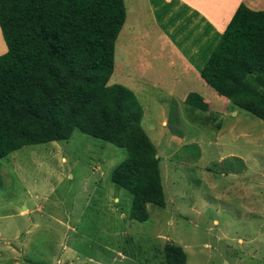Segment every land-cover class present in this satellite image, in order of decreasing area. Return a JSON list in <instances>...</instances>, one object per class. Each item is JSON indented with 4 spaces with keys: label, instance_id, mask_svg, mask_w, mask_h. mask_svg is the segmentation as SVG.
Here are the masks:
<instances>
[{
    "label": "rangeland",
    "instance_id": "obj_1",
    "mask_svg": "<svg viewBox=\"0 0 264 264\" xmlns=\"http://www.w3.org/2000/svg\"><path fill=\"white\" fill-rule=\"evenodd\" d=\"M153 1L124 0L108 84L129 87L142 106L164 207L129 217L131 194L111 181L124 148L78 130L22 146L0 158V264H163L168 242L186 264H264V121L171 60L188 16ZM189 92L208 108L189 113Z\"/></svg>",
    "mask_w": 264,
    "mask_h": 264
},
{
    "label": "trees",
    "instance_id": "obj_2",
    "mask_svg": "<svg viewBox=\"0 0 264 264\" xmlns=\"http://www.w3.org/2000/svg\"><path fill=\"white\" fill-rule=\"evenodd\" d=\"M125 19L124 0H0L7 47L0 55V158L66 140L74 130L124 148L111 181L131 194L129 217L143 222L147 204L164 207L165 197L160 155L136 94L108 84ZM199 74L231 106L264 121V10L240 2ZM183 102L189 113L208 108L196 92ZM163 264H186L183 248L166 243Z\"/></svg>",
    "mask_w": 264,
    "mask_h": 264
},
{
    "label": "crops",
    "instance_id": "obj_3",
    "mask_svg": "<svg viewBox=\"0 0 264 264\" xmlns=\"http://www.w3.org/2000/svg\"><path fill=\"white\" fill-rule=\"evenodd\" d=\"M147 1L150 8L156 7L153 0ZM135 2L140 4L139 0H134ZM240 2H244L251 9L264 10V0H161V4H174L188 16L184 20L185 31L178 33V45L173 41L169 43L175 51L171 60H177L184 71H189L193 67L197 68L200 77L199 70L203 67ZM135 5L137 6L136 3ZM1 41L6 51L7 47L3 38Z\"/></svg>",
    "mask_w": 264,
    "mask_h": 264
},
{
    "label": "bare ground",
    "instance_id": "obj_4",
    "mask_svg": "<svg viewBox=\"0 0 264 264\" xmlns=\"http://www.w3.org/2000/svg\"><path fill=\"white\" fill-rule=\"evenodd\" d=\"M1 43V42H0Z\"/></svg>",
    "mask_w": 264,
    "mask_h": 264
}]
</instances>
